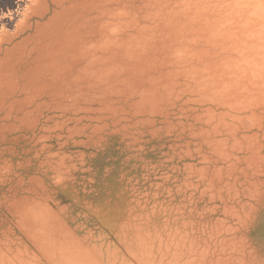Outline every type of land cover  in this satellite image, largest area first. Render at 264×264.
<instances>
[{
    "label": "bare ground",
    "instance_id": "1",
    "mask_svg": "<svg viewBox=\"0 0 264 264\" xmlns=\"http://www.w3.org/2000/svg\"><path fill=\"white\" fill-rule=\"evenodd\" d=\"M0 264H264V0H0Z\"/></svg>",
    "mask_w": 264,
    "mask_h": 264
}]
</instances>
